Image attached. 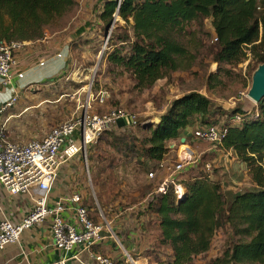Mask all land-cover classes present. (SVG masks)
Wrapping results in <instances>:
<instances>
[{
    "label": "trees",
    "instance_id": "obj_1",
    "mask_svg": "<svg viewBox=\"0 0 264 264\" xmlns=\"http://www.w3.org/2000/svg\"><path fill=\"white\" fill-rule=\"evenodd\" d=\"M76 5V0H0V41L42 39L46 28ZM96 17V29L75 41L73 52L84 50L98 35L104 39L113 27L104 62L109 72L129 74L136 90L153 87L171 72L192 68L197 58L193 48L199 51L200 43L189 26L201 19H212L217 38L213 60L220 71L231 73L222 65H238L248 57L247 49L256 59L255 69L264 63V0H102ZM217 75L212 73L210 79H218ZM213 106L209 96L190 91L173 99L159 121L148 127L147 135L135 133L144 130L135 120L124 127L114 124L98 141L110 131V146L124 157H139L148 166L166 158L169 142L179 138L194 118L198 117L199 127L215 121ZM233 112L242 114L243 110ZM258 112L257 118H247L242 124L233 123L230 117L224 122L228 131L219 144L236 153L255 189L232 195L228 202L217 174L200 171L196 163L183 171L187 176L180 181L186 193L180 202L173 184L148 194L139 212L156 217L158 239L170 250L169 258L158 259L156 264H192L196 256L211 249L225 227L238 239L233 238L223 255L207 264H264V98ZM102 184L94 185L95 196L87 185V197L82 196L96 223L100 209L105 212L108 203L100 192Z\"/></svg>",
    "mask_w": 264,
    "mask_h": 264
},
{
    "label": "rangeland",
    "instance_id": "obj_2",
    "mask_svg": "<svg viewBox=\"0 0 264 264\" xmlns=\"http://www.w3.org/2000/svg\"><path fill=\"white\" fill-rule=\"evenodd\" d=\"M75 10L76 7L46 29L53 32L72 26L78 22V19L73 20L72 18ZM189 28L196 33L199 41L197 42L200 43L199 51L193 48L197 58L192 68L171 72L167 78L159 80L156 85L143 91L134 88L129 74H124L119 70L117 74L109 72V67L104 62L103 55L111 43L110 35L113 27L104 39L99 37L100 35L92 38L93 43L86 46L84 50L74 51L73 60L76 64L72 63L69 72L62 75L57 82L43 85L41 91H37L36 97L32 98L34 100L32 104L35 102L38 104L24 115L28 121L27 125L34 124L33 130L47 135L53 127L81 116L90 99V93L96 94L100 88L118 94L121 92L126 95L125 100L121 102L119 99H111L107 105L106 103L95 104L93 110L104 113L113 107H123L135 117L140 127L144 128V130H135V133L140 136L149 133L148 127H152L159 121L160 116L167 111L174 98L190 91H199L212 99L217 122H227L230 117L234 116L233 111L237 108H241L243 112H255L258 109V103L248 96L252 76L257 66L251 51L246 50L248 57L238 65H222L223 68L231 70V73L220 71L219 63L213 60L216 40L212 19H201L192 23ZM98 49H101L100 53ZM212 73L218 74V79L211 80ZM40 100H42L41 103H39ZM21 103L31 104V101L23 97ZM194 131L184 142L185 146L180 147L181 141L175 139V145L179 146L180 150L174 148L175 151L171 153L173 165L177 163L178 156L183 155L184 152L196 154L199 159L197 167L200 171L210 170L221 177L224 185L222 186L223 192L230 202L235 191L249 187L250 175L247 176L245 171L238 170L235 177L239 178L236 183L232 182V169L237 164L233 153L222 149L219 144L196 139ZM109 132L104 133V139L89 146L87 164L85 157L82 156V158L77 156L78 163H74L75 171L82 173L84 180L90 184L94 196V185H99V182L104 183L100 192H104L105 201H108L105 212L102 210L107 218L110 216V208L114 210L117 207L127 208L131 205L146 204L149 192L157 185V183L154 184L156 174L153 177L149 176V172L155 171V168L141 164L142 159L136 158L135 155H131L133 156L131 159L124 157V154L110 146L109 142L113 139L109 137ZM71 142L81 145L82 133L78 131L74 136L67 138L66 144ZM62 158L64 155L61 153L59 159ZM100 219L103 220L102 217ZM152 231H154L152 234H156L154 240H150L155 246L152 253L150 252L151 259L156 261L169 258V247L162 245L158 239L159 228L155 226ZM233 238L238 239L235 236ZM233 238L230 228H223L214 238L211 249L203 255L196 256L192 264H207L221 257ZM141 242L145 243L142 236ZM128 257L127 254L126 258Z\"/></svg>",
    "mask_w": 264,
    "mask_h": 264
},
{
    "label": "crops",
    "instance_id": "obj_3",
    "mask_svg": "<svg viewBox=\"0 0 264 264\" xmlns=\"http://www.w3.org/2000/svg\"><path fill=\"white\" fill-rule=\"evenodd\" d=\"M76 1V10L73 11L72 18L73 20L78 19V22H75L64 30L52 32L46 29L45 36L42 39L27 41V45L17 52L19 63L13 67V85L18 89L20 97L15 106L5 110L0 115V126L5 125L9 138L15 142H27L33 138L44 137L46 135L45 133L33 130L34 124L27 125L28 121L24 118V115L38 104L36 102L32 104V101H34L32 98L36 97L37 91H41L43 85L57 82L62 75L70 71L72 63H74L73 43L81 37L92 34L96 29L94 23H96V15L101 8L102 0ZM12 94V89L3 85L2 78L0 77V104L8 102ZM125 96L121 92L118 94L117 92L110 91L106 105L111 99H119L121 102H124ZM23 97H27L32 105H23L21 103ZM198 121V117L194 118L191 124L177 138L181 141L180 147L185 146L183 144L193 133V130L200 126ZM182 138H185L184 142H182ZM169 143L171 149L164 160L149 162V166L155 168L156 181L154 184L157 183L156 187L154 186L149 194L158 190V187L169 176L174 166L171 153L175 151L174 148L180 150V147L175 145V139ZM226 151L233 153L236 159L237 164L232 169L233 174L231 173L233 177H231V181L236 183V180L239 178L238 176L235 177L237 171H245L248 176L247 167L237 159L236 153L233 150ZM77 156L81 157V155ZM77 156L65 161L61 165L58 176L53 182L49 193L51 201L60 196L67 198L75 192H79L82 196L86 195L84 197H87L86 189L87 185L90 186V184L84 180L81 172L74 169L76 166L74 163H78ZM185 173H181L180 180L187 176ZM215 178L221 181L219 175H215ZM250 181L248 188L235 191L232 195L255 189L256 186L251 178ZM221 183L224 186L223 181ZM44 190V188L36 187L33 188L32 194L37 196L45 193ZM32 207V198L24 194H11L0 184V221L5 217L20 221L28 214ZM143 207L144 205L141 204V206L131 205L127 208L118 207L114 210L110 208V216L108 218L105 217L102 209H100V215L103 220L99 219V216L98 221L99 223H106L103 240L99 241L91 250H83V247L79 245L67 254L55 246L50 222L46 221L38 224L24 231L20 243L9 244L0 253V263L53 264L58 259L66 256L68 264H98L93 258V254L102 253L110 256L119 264H156L155 260L151 259L150 252L153 246L151 242L154 240L156 234H152L154 232L152 228L158 225L157 221L154 222L156 220L154 215L139 212ZM64 215L70 224L80 226L71 203H69V208ZM141 236L145 243L141 242ZM150 240L152 241L150 242ZM127 254H131L130 256L135 261L131 262L129 258L127 259Z\"/></svg>",
    "mask_w": 264,
    "mask_h": 264
},
{
    "label": "built area",
    "instance_id": "obj_4",
    "mask_svg": "<svg viewBox=\"0 0 264 264\" xmlns=\"http://www.w3.org/2000/svg\"><path fill=\"white\" fill-rule=\"evenodd\" d=\"M26 45L27 41L22 40L0 41V77L3 85L10 87L13 91L10 100L0 104V115L15 106L19 100L18 89L13 85V67L19 63L17 52ZM90 94V99L81 116L53 127L43 138L15 142L9 138L5 125L0 126V184L11 194H24L33 200L32 209L22 220L16 221L5 217L0 221V253L9 244L20 243L25 230L46 221L50 222L55 246L65 254L79 245L83 247V250H91L105 237L106 223H96L89 217L88 208L83 203L81 193H72L67 198L60 196L54 201H51L49 194L59 169L65 161L81 155L85 157L87 164L88 147L97 142L101 134L116 124L119 118L131 115L123 107H113L104 113L94 111L95 104L106 103L109 91L100 88L98 93ZM258 116V109L255 112L244 111L242 114L231 117V121L242 124L245 119ZM78 131L82 133L81 145L75 142L66 144L67 138L74 136ZM227 131L225 123L215 120L197 128L194 131V137L212 144H220ZM61 153L64 158L59 159ZM184 154L178 156V161L169 176L157 190L162 191L166 185L173 184L178 200L186 193L178 175L186 169V166L199 161L196 154L186 152ZM149 176H155V171H150ZM36 187L44 188L45 193L34 196L32 190ZM69 203L77 216L79 227L70 224L65 218L64 213L68 210ZM128 256L131 262L135 261L133 257ZM93 258L98 264H115L113 258L102 253H94ZM53 264H68V258L64 256Z\"/></svg>",
    "mask_w": 264,
    "mask_h": 264
},
{
    "label": "water",
    "instance_id": "obj_5",
    "mask_svg": "<svg viewBox=\"0 0 264 264\" xmlns=\"http://www.w3.org/2000/svg\"><path fill=\"white\" fill-rule=\"evenodd\" d=\"M248 96L252 98L256 103H259L264 98V63L260 64L253 73L252 85L248 92ZM117 125L119 127H124L135 123L133 115H127L124 118H119L117 120ZM185 138H182V142ZM182 197L179 198V202Z\"/></svg>",
    "mask_w": 264,
    "mask_h": 264
}]
</instances>
